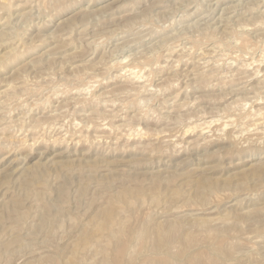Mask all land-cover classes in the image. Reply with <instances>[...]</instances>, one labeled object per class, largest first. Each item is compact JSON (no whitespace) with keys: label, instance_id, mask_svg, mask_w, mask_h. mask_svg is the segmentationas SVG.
<instances>
[{"label":"rangeland","instance_id":"374dc122","mask_svg":"<svg viewBox=\"0 0 264 264\" xmlns=\"http://www.w3.org/2000/svg\"><path fill=\"white\" fill-rule=\"evenodd\" d=\"M0 264H264V0H0Z\"/></svg>","mask_w":264,"mask_h":264}]
</instances>
